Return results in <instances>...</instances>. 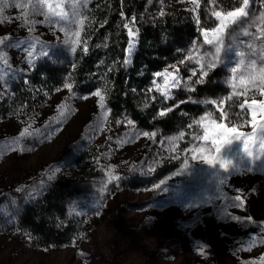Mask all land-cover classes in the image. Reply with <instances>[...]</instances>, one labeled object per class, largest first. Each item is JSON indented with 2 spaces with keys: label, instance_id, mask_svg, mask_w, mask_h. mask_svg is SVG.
Masks as SVG:
<instances>
[{
  "label": "rangeland",
  "instance_id": "rangeland-1",
  "mask_svg": "<svg viewBox=\"0 0 264 264\" xmlns=\"http://www.w3.org/2000/svg\"><path fill=\"white\" fill-rule=\"evenodd\" d=\"M217 1H211V14L213 11L226 12ZM154 4L144 5V10L138 12V20L150 11L157 14L161 9L164 12L184 10L199 24L198 9L193 11L191 0ZM255 7L264 12V7L259 4ZM19 14L18 9L9 6L0 14V19L8 20ZM212 17L216 26L218 22ZM256 25L264 27L258 18ZM38 32L46 33L42 39L47 42L50 56L40 59L36 67L26 73L17 72L15 79L9 81L11 94L0 101V106L12 96L13 85L26 81L40 64H57L73 56L70 47L59 39L53 40L46 27H38ZM8 33L12 36L9 43L26 35L29 41L36 38L35 34L26 33L19 26V21L0 23V35ZM194 42L202 50L207 47L202 45L200 36L199 40L178 50L179 59L191 50ZM4 47L10 52L14 66L26 68L22 51L7 48V44ZM240 47L247 51L245 46ZM230 59L237 58L230 54ZM178 66L181 76L188 77L186 66ZM187 67L199 69L191 61L187 62ZM167 70L172 71V68ZM215 71L223 75L221 83L224 84L229 73L218 67L210 74ZM198 76L182 80V88L172 90L175 99L165 100L161 96V100L168 107L176 105L184 97L196 100L192 96L193 91L183 89V84L196 85ZM153 79L163 83V77L154 75ZM150 87L155 94V86L150 84ZM226 90L231 95L230 87L226 86ZM84 95L89 94L78 95L62 88L30 113L13 110L6 115L0 113V219L7 223L16 219L25 206L43 197L57 177L65 175L78 184L81 197L75 202L77 213L87 223H93L94 233L86 231L72 245L64 248L41 249L32 245L26 233L3 229L0 230V264H264L259 259L264 254V247L257 244L252 251L241 250L249 243V235L257 231L256 227L230 221L226 215L229 211L242 217L250 215L264 224V165L254 173L234 176L230 181L234 188L247 193L246 209H231L225 199L213 200L200 209H189L194 202L214 195L213 170L199 159L192 160V153L188 151L193 146L204 144L192 139L194 134L202 135L195 120L206 110H211L218 118L219 112L214 105L203 104L202 114L188 117V124L181 131L185 133L183 137L181 132L166 135L161 131H156L155 136L152 133L144 136L146 131L128 118L112 125L109 111L105 118L97 98L89 95L85 100L81 98ZM236 99L240 102L243 97ZM256 99L261 97L257 95ZM219 100H224V105L228 101L227 97ZM61 105L67 106L64 116L60 114ZM232 120L238 131L251 132L250 125L240 128L238 118ZM29 123L32 124L30 131L40 129L35 139L19 135ZM25 146H31L32 151H20ZM242 149L243 145L234 141L226 152L230 150L235 155L238 151L239 159H244ZM185 160L190 172L178 175L184 169ZM171 164L176 165L175 170L164 178H158L157 171ZM150 168L154 171H149ZM109 169H113V175L121 179L112 181L107 190L100 193L99 189L108 182L106 173ZM235 194L231 192V195ZM199 243L210 245L208 259L194 251Z\"/></svg>",
  "mask_w": 264,
  "mask_h": 264
},
{
  "label": "trees",
  "instance_id": "trees-1",
  "mask_svg": "<svg viewBox=\"0 0 264 264\" xmlns=\"http://www.w3.org/2000/svg\"><path fill=\"white\" fill-rule=\"evenodd\" d=\"M165 1L168 0H92L84 14L81 47L65 62L40 64L26 81L14 84L12 96L0 106V113L6 115L11 110L30 113L57 89H62L63 83H72L75 94L99 90L105 95L112 125L128 118L148 133L161 131L175 135L181 132L188 124V117L202 114L205 106L185 102L160 117L159 111L169 108L168 104L161 100L158 92L153 94L147 89L154 74L179 61L178 50L199 40L201 28L209 29L215 21L210 8L212 0H199L198 25L184 10L165 11L164 16L150 11L138 20V12L144 10V5ZM217 2L228 11L240 6L242 0ZM259 5L264 7V4ZM133 16L137 18L138 45L133 63L125 65L130 38L124 25ZM84 43L88 46L87 52L83 51ZM222 77L220 72L211 73L205 83L194 85L192 96L198 101L228 97ZM226 102L229 118L235 120L231 114L240 110V102L236 98ZM175 168V164L161 167L157 171L158 178H164ZM80 197L78 184L61 175L49 185L43 197L25 206L16 219L8 223L0 219V230L30 234L32 245L41 249L72 245L86 231L93 234L95 230L93 223H87L77 213L75 202Z\"/></svg>",
  "mask_w": 264,
  "mask_h": 264
},
{
  "label": "snow or ice",
  "instance_id": "snow-or-ice-1",
  "mask_svg": "<svg viewBox=\"0 0 264 264\" xmlns=\"http://www.w3.org/2000/svg\"><path fill=\"white\" fill-rule=\"evenodd\" d=\"M212 2L215 3L216 0H212ZM191 3L194 5L193 11L199 9V0H191ZM256 4H264V0H242L240 6L226 12L213 11L212 16L215 17L218 23L210 29L201 28L200 33L202 45L207 47L202 50L201 46L194 42L191 50L182 59L168 66L172 68V71L165 69L154 74L157 78L163 77L162 84L158 83L157 79L151 81V84L155 86V91L160 96L164 97L165 100H172L175 99L172 90L181 89L182 80L197 77L199 71L195 84L200 85L205 83V78L210 75V72L221 67L229 73V77L224 81V84L231 89V95L227 99L232 100L233 98L243 97L239 103L240 110L233 112L231 115L233 118H238L240 128L250 125L251 132L237 130V125L233 123L232 119H229V111L225 109L224 100L205 99L198 101L188 98V101L192 103L214 105L216 111L219 112L217 118L214 117L211 110H206L204 114L195 120V124L202 130V135L194 134L192 139L203 141L204 144L198 147L193 146L188 151L192 153V160L199 159L204 165L213 170L211 176L213 178L214 195L201 202H194L189 205L190 210L203 208L213 200L219 201L221 199L228 200V207L231 209H246L247 193L242 189L234 188L230 181L234 176L254 173L264 165V155H262L264 153V48L261 47L264 45V27L256 25L257 18L264 25V12H260L255 7ZM88 5L89 0H0V14H3L9 6L18 9L20 13L8 20L0 19V23L19 21V26L26 33L35 34L36 37L34 40L29 41L26 35L24 38L9 43L12 40L11 33L0 35V101L11 94V83L9 81L15 79L17 72L26 73L35 68L40 59L50 56L47 42L42 39L46 33L38 32V27H46L47 32L52 33L53 40H61L64 45L70 47L73 53L81 47V34L85 26V19L82 17L84 16V9ZM159 15H165L163 9L160 10ZM197 22L199 23V16ZM124 28L127 30V36L130 39L127 46V57L123 63L131 65L134 50L138 45L137 18L135 16L129 18V22L124 25ZM253 28H255V31H252ZM241 37H251L252 39L246 40L241 39ZM256 41H259V44ZM6 44L7 48L23 52V61L26 68L22 69L12 64L11 54L4 47ZM240 46H245L247 51L241 50ZM88 50L87 44L84 43L83 51L87 52ZM230 54L237 59H230ZM188 61L198 65L199 69L187 67ZM178 65L186 66V71L189 73L188 77L181 76V69ZM62 88L69 93L73 92L72 83H63ZM183 89L195 91V87L187 83L183 84ZM59 90L57 89V91ZM133 91L136 90L133 89ZM147 91L151 92L153 88L150 87ZM89 95L97 98L98 107L104 110V117L107 118L108 110L105 95L99 90ZM89 95H84L81 98L87 100ZM257 95L261 99L257 100ZM188 101H177L176 105L166 110H160L159 116L165 117L167 113L173 111L174 107ZM66 107V105L60 106L61 116L65 115ZM128 123L131 124L132 121L129 120ZM31 128L32 124L29 123L20 132V137L35 139L36 135L40 133V129L32 132L30 131ZM143 135L148 136L149 133L144 132ZM155 135V132H153L152 136ZM184 135V132L180 133L181 137ZM234 141L243 145L244 159H239L238 151L235 155L230 150L226 152V149L232 146ZM19 142L17 141V143ZM20 151L30 152L32 147L25 146ZM188 169V161L185 160L184 169L177 174H184ZM56 171H59V169ZM149 171H154V169L150 168ZM106 175L108 182L99 189L100 193H104L108 188V184L112 181L121 179L120 176L113 175V169H109ZM17 191H21V189H17ZM233 191L236 193L235 195H231ZM226 215L230 221L244 225H254L257 229L256 232L249 235V243L243 246L242 251H252L257 244L264 247V224L255 221L250 215L242 217L232 214L231 211L227 212ZM28 239H31L30 234ZM209 249L210 245L199 243L194 251L198 256L208 259ZM259 259L264 261V254Z\"/></svg>",
  "mask_w": 264,
  "mask_h": 264
}]
</instances>
